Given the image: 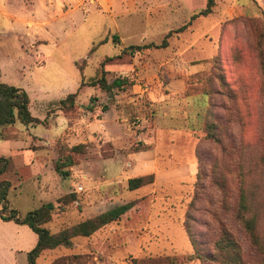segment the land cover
<instances>
[{
  "label": "rangeland",
  "instance_id": "374dc122",
  "mask_svg": "<svg viewBox=\"0 0 264 264\" xmlns=\"http://www.w3.org/2000/svg\"><path fill=\"white\" fill-rule=\"evenodd\" d=\"M105 1L0 0L1 81L25 91L31 115L44 120L29 126L16 121L0 130V182L10 184L6 208L23 217L52 203L43 227L55 235L133 203L92 235L45 250L37 264H220L213 256L224 228L239 245L242 264H264V0H215L212 13L172 34L167 48L141 50L130 46L159 44L168 31L188 23L187 6L203 8L206 0H186L172 30L148 28L150 0H111L123 11L136 6L122 16L105 13ZM123 23L142 27L128 32ZM114 35L121 45L112 42ZM103 61L108 83L126 78L171 96L154 103L128 85L110 93L89 86ZM71 93L77 94L75 104L62 113L56 103ZM110 105L128 111L133 135L130 146L120 149L123 156L115 157L114 148L98 139L102 129L119 145L126 143L114 110L95 125L93 137L86 136L89 121ZM139 136L152 140L148 145ZM154 144L160 170L172 168L156 181L147 173L149 161L127 155ZM77 145L82 148L72 151ZM66 156L72 165L60 169L67 174L62 176L54 166ZM150 174L153 184L127 189L128 179ZM240 190L256 222L257 245L236 218ZM36 240L27 226L0 219V264H28Z\"/></svg>",
  "mask_w": 264,
  "mask_h": 264
},
{
  "label": "trees",
  "instance_id": "16d2710c",
  "mask_svg": "<svg viewBox=\"0 0 264 264\" xmlns=\"http://www.w3.org/2000/svg\"><path fill=\"white\" fill-rule=\"evenodd\" d=\"M215 6V0H206L204 8L195 12L190 16L188 23L184 24L175 31H168L162 38L159 44L149 43L145 46H130L131 49H164L168 46V39L172 34H179L186 31V29L191 25V23L199 18L205 17L212 13V9ZM112 42L115 45H121L118 37L114 35L112 37ZM106 41L102 42V44ZM105 61V60H104ZM104 61L99 63V69L96 75L89 80V86L98 87L101 91L110 93L112 90L123 88L124 85L131 86L132 82H128L125 78H115L110 83L106 79V72L103 70ZM97 76V77H96ZM84 78L82 76L80 86L84 83ZM264 96V92H263ZM77 94H68L64 99L56 103L57 109L62 113H68L72 110ZM30 99L25 91L19 88L7 86L0 82V130L6 126L13 125L18 121L23 126L29 125H41L44 120L33 117L29 110ZM1 136V132H0ZM1 138V137H0ZM82 148V145H77L71 150L76 151ZM149 146L142 145L141 148H134V151H145L148 150ZM0 161L2 159L0 158ZM5 162V160H4ZM72 165V160L69 156H66L64 160H58L54 166L55 172L62 176L67 174L61 173L60 169L63 167H70ZM5 172V165L0 167V175ZM154 182L153 175L141 176L136 178H130L127 180V189L129 191H135L144 187L146 185H151ZM10 184L8 181L0 182V200H4L5 191L9 188ZM133 203H128L127 205L116 207L110 211L102 213L94 218L85 220L72 226L69 229H65L58 234L52 235L49 231L43 227V225L50 221V215L54 208L52 203L42 204L37 209L28 212L23 217L17 216L16 212L12 209H7L5 206V200L0 209V219L2 221H14L17 224L27 226L36 236L37 241L35 246L27 253L28 264H37V259L42 252L48 249H54L59 246H68L70 244V239L73 237H88L94 232L102 228L103 226L110 224L111 222L117 220L120 215L127 211ZM5 211H8L5 214ZM236 218L238 219L241 228L251 242L255 245L258 244V237L256 234V222L253 217L249 216V205L243 190H240L238 205H237ZM216 254L213 259L219 260L220 264H242L240 257L239 245L235 240H233L230 233L224 228L215 242ZM176 259L167 260V264H176Z\"/></svg>",
  "mask_w": 264,
  "mask_h": 264
},
{
  "label": "crops",
  "instance_id": "0c3cea01",
  "mask_svg": "<svg viewBox=\"0 0 264 264\" xmlns=\"http://www.w3.org/2000/svg\"><path fill=\"white\" fill-rule=\"evenodd\" d=\"M77 1L78 0H76V2ZM196 4H197V2H196ZM216 4H218V2H216ZM185 5H186V0H150L149 8H148L149 9V11H148V14H149L148 15L149 16L148 28L149 29H160L162 25H166V26H169L170 30H172L171 28H173V23L176 21V19L178 17V14H181L183 9L185 8ZM71 6H72V2H69V4H68L69 10H70ZM121 6L123 7V5L117 4L116 2H115V5L113 6L112 3H111V0H107V1H105L104 4H101L102 10L105 13H109L110 10H111V12L113 11L115 13V15H117V16H122V14H124V15L126 14L127 15L129 10H131V9L134 10L133 7H136L135 5H132L131 8L125 9L123 11L124 8H122ZM198 6H199L198 8L202 9V7H200V5H198ZM187 7L190 8V10H191L190 12H192V14L197 12L195 10H197L198 8H196L195 6H192V7L191 6H187ZM121 11H123V12H121ZM23 23L26 24V26L28 25V21L26 19L23 20ZM116 26L117 27L115 29L119 30V26L118 25H116ZM122 26L123 27L125 26L124 30H126L128 32L140 31L141 27H142L140 25L133 24V23H123ZM180 27H177V28L175 27L174 29H178ZM27 28H30L31 30L34 29L31 26L30 27L27 26ZM31 36H32V39H33L34 38V34H31ZM122 42L120 41L121 44H122ZM43 46L44 45L40 46V48H42ZM1 68H2V66L0 65V82L2 83L1 80H2V78H4V72L2 71ZM131 87H133L132 88V92L133 93H137V92L141 93V94H139L138 97H141V96L145 95V97H147L150 101H152L154 103L163 102V101H165L164 100L165 98L168 99L171 96L170 92L168 94H165V93L154 94V93L150 92L151 90L148 92V88L147 89H142V88L138 87L137 85H133V84L131 85ZM120 89H123V88H120ZM144 93H146V94H144ZM119 97H120L119 95H115L116 99H119ZM130 99H131V100H129L130 103L135 104L134 103L135 102L134 99L133 98H130ZM200 99L203 102L204 101L203 99H205V98L203 97V98H200ZM124 101H126V100H124ZM186 101H188V100H186ZM119 102L120 101H116V103H119ZM136 102H137V99H136ZM124 103H126V104H124L125 107H127L129 105V104H127L129 102H124ZM112 110H114V112H115L114 122H116L118 124H124L125 131H126L125 132V134H126V143L123 144V145H119L118 143H116V139H112L110 136H108L105 133V130L101 129L100 130L101 133L99 132V130H97V132L100 133V135H101L100 136L101 138H98V139L99 140L102 139L103 140V144H105V143L106 144H110L111 147L114 148L115 157H117V156L122 155L121 152H120V149L122 147L124 148L126 146L127 147L130 146L128 140L133 135V131L131 130V128L129 127L127 129V127L129 126V119H128V111L126 109L122 110V108L119 109L115 105H110L107 109L102 110L100 115L99 114L96 115L95 121H91V120L89 121L88 125L86 126V129H87L86 136L93 137V133L95 132V129H94L95 125L96 124L100 125L103 122L102 120L104 118V115L105 114H109ZM93 113H94V111H90L89 112L90 115H93ZM162 113H163V115H165V114L167 115V113L165 111H163ZM153 126H154V128L161 127V125L159 123H158V125H156L154 123ZM154 131H155V129H154ZM138 139H139L138 141H143V143H146L148 145L150 144V141L152 140V138L147 137V136H145V137L144 136H139ZM88 141H91V140H88ZM157 148L158 147H156L155 144H154V146L150 147L147 151L127 154L130 157H132V156L133 157H144L143 161H149L150 162V167H148L149 171L147 173H151V174L155 175V181L157 180L159 175H161V176L165 175V177L167 175H170L171 174L170 171L172 170L171 165H166L163 168V170H160L159 165H158V161H157V158H158V155H159ZM120 160L121 159H119L118 163H116L117 169L122 167V164H121ZM110 161H111V159H110ZM188 169H191V164H189ZM36 238H37V236H36Z\"/></svg>",
  "mask_w": 264,
  "mask_h": 264
},
{
  "label": "built area",
  "instance_id": "2783aa9c",
  "mask_svg": "<svg viewBox=\"0 0 264 264\" xmlns=\"http://www.w3.org/2000/svg\"><path fill=\"white\" fill-rule=\"evenodd\" d=\"M82 190V188L80 187V188H78V191H81Z\"/></svg>",
  "mask_w": 264,
  "mask_h": 264
}]
</instances>
